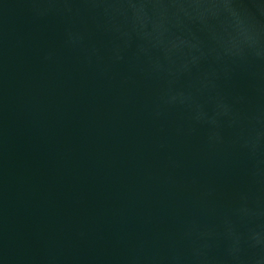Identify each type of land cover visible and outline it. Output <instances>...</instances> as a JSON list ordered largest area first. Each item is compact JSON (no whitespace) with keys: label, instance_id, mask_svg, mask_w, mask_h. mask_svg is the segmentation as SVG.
Listing matches in <instances>:
<instances>
[{"label":"water","instance_id":"water-1","mask_svg":"<svg viewBox=\"0 0 264 264\" xmlns=\"http://www.w3.org/2000/svg\"><path fill=\"white\" fill-rule=\"evenodd\" d=\"M0 264H264V0H0Z\"/></svg>","mask_w":264,"mask_h":264}]
</instances>
